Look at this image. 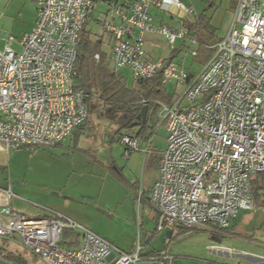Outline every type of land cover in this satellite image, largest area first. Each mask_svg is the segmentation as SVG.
<instances>
[{
	"label": "built area",
	"instance_id": "obj_1",
	"mask_svg": "<svg viewBox=\"0 0 264 264\" xmlns=\"http://www.w3.org/2000/svg\"><path fill=\"white\" fill-rule=\"evenodd\" d=\"M36 2L35 25L20 38V51L0 50V145L6 150L54 148L88 116L84 93L74 90V62L79 33L98 0ZM103 3L107 12L98 22L111 38L110 70H129L136 82L159 76L163 86L184 85L172 104L157 103L166 144L147 198L156 213V231L228 229L240 210L253 208L251 178L264 177V0H236L227 35L208 46L212 54L198 75L173 61L150 60L143 40L149 33L169 44H197L184 27L196 19L191 7L180 0ZM152 7L164 13L177 8L185 17L177 28L155 26ZM119 143L126 157L140 147L133 135ZM14 197L10 187L0 188V239L17 243L43 264L172 263L170 254H148L139 242L122 251L61 214L28 218L11 209ZM140 199L138 193V206ZM65 232L78 239L65 238ZM211 248L234 256L229 248Z\"/></svg>",
	"mask_w": 264,
	"mask_h": 264
},
{
	"label": "rangeland",
	"instance_id": "obj_2",
	"mask_svg": "<svg viewBox=\"0 0 264 264\" xmlns=\"http://www.w3.org/2000/svg\"><path fill=\"white\" fill-rule=\"evenodd\" d=\"M25 1L27 0L20 1L16 6L10 2L6 9H2L3 12L0 11V33L9 35L8 39L0 36V50L7 47L10 42L14 51H20L18 42L28 31L35 15L33 3L28 1L32 6H25ZM180 1L193 9L195 18H200L202 34H199V38L209 46L227 35L231 27L236 0ZM4 3L7 1L5 0ZM104 10V6L101 8L98 4L95 5L87 19V28L91 31L92 40L94 35L104 37L101 50L109 55L110 48L107 42L109 36L102 34L98 23V13ZM153 11H150V15L155 22L164 21L169 27L177 28L178 20L185 17L177 8L169 10L173 18L156 16ZM143 40L146 49L152 51L154 59H166L175 50L173 62L183 66L188 74L198 75L207 62L208 51L202 49L198 43L191 46L188 40H181L175 44H169L164 37L149 33L143 35ZM193 51L197 54L195 57L192 55ZM120 73L124 75L128 86L139 88L129 70H123ZM165 88L175 99L183 94L184 85L180 84L176 87L175 83H168ZM86 105L88 116L81 132L82 147L90 146V152L99 161L108 162L115 157L117 161L121 160L120 164L137 153L136 151L126 157L123 147L114 139L119 132L121 134L126 132L119 131L118 112L98 101L95 96L88 99ZM163 133V124L160 125L158 121L153 134L154 142H162ZM50 152V148L37 147L6 150L3 145H0V188L10 186L13 194L28 201L34 202L37 197V200L47 203L44 193L42 196L32 191L38 188L49 189L47 181L53 174L51 170L53 158ZM57 168L61 169V166ZM82 172L83 175H80L79 179V196H74L76 201L71 199L68 201L69 209L74 210L75 213V217L72 218L82 227L114 244L118 249L129 252L128 250L140 241L142 245L147 243L148 248L162 249L163 252L170 254L173 258L171 264H237L241 261L264 264V205L254 204L250 211L240 210L235 223L229 229L219 232H213L211 227L205 225L185 232L177 228L173 231L168 229L156 231L149 209L144 205L137 208V203L133 204L130 191L124 185L101 173L102 176H98L96 167L92 171L88 167L83 168ZM57 175L59 176L60 173L57 172ZM98 184L103 186L102 190H98ZM53 200L55 201V198ZM5 244L10 250L22 252V248L12 242H5ZM215 245L229 248L234 256L226 251L211 248ZM238 252H243L245 256L236 257ZM27 256L32 259L31 255ZM36 264L43 263L37 260Z\"/></svg>",
	"mask_w": 264,
	"mask_h": 264
},
{
	"label": "crops",
	"instance_id": "obj_3",
	"mask_svg": "<svg viewBox=\"0 0 264 264\" xmlns=\"http://www.w3.org/2000/svg\"><path fill=\"white\" fill-rule=\"evenodd\" d=\"M4 1L5 0H0V11H2V9L3 10L6 9L8 5H10V2H12L13 6H16L17 3H19L22 0H6L7 3H4ZM28 1L33 3L35 15L26 33H29L33 30L35 21L37 18L36 0L25 1L24 2L25 6L30 5ZM117 1L121 3L125 0H117ZM97 4L101 8L102 6L105 7V10L103 12L100 11L101 13H98L99 18H100V15L105 14L107 10H106V6L103 3V0H98ZM151 10H154L153 12L155 13L156 16L162 15L168 18H173L172 17L173 15L169 13L161 12L155 7H152L150 11ZM150 11H149V14H150ZM90 14L88 15V17L90 16ZM150 16L152 18L153 24L167 25V23H165L164 21H160L159 23L155 22L153 16L152 15ZM99 18H98V21H99ZM172 28H176V27H172ZM0 36L6 39L9 38V35L6 33H0ZM94 40L100 41V43H102L104 40V37H98V35H94ZM107 42L110 48V45H111L110 36L107 38ZM18 46L20 47L19 42H18ZM7 47L12 49L10 42L7 45ZM145 51H146L147 57L152 61H159V60L167 61L168 60L167 58L166 59L165 58L164 59L162 58L154 59L152 57V51H150V49L147 50L145 47ZM109 65H110V62H109ZM110 69H111V65H110ZM122 71L123 70H121L120 72ZM120 72L118 73V75H121L124 77V75L121 74ZM121 121L123 122L125 121V119L124 120L120 119V122ZM120 124H119V127L121 126ZM84 126L85 124L82 127L75 130L68 138H66L60 144L56 145L54 148H51L50 154L53 158L52 159L53 164L51 165V170L53 174L50 177V180L47 181L49 184V189L48 188H45V189L38 188L32 191L35 193H40L41 195L42 193H44L48 202L42 203L41 201L36 199L37 197H35L34 202H31L17 194H14L16 197H14L10 202L11 209L14 212H17L21 215H24L32 219L53 218L55 217L56 214H61L74 221L72 217H75V213L73 212L74 210L69 209L70 204L68 201H70L69 199L76 201L77 199L75 197L79 196L78 195L80 192V190L78 189L79 179L83 175V172H82L83 168L88 167V169L92 171L96 167L98 169V174H99L98 176H102L100 175L101 173L107 177H111L117 183L124 185L126 189L130 191L133 204L135 202L137 203V196H138V193H140L141 199H140V204L139 206H137V208L138 207L140 208V205L141 207L143 205L146 206V208L149 209L151 218L156 225V213L147 203V198H148V195L151 191L153 184L159 178V172H158L159 159H160L161 153L163 149L165 148V144H166V130H165L164 125H163L164 135L162 138L163 139L162 142H159V141L154 142L153 135L150 137V139H147V140L139 139L140 147L137 153L131 155L125 161L123 160L121 164H120L121 160L119 159L117 161L115 157L112 158L108 162L99 161L90 152L91 151L89 149L90 146L86 145L82 147L83 135H81V132L83 131ZM135 134H136V129H134V131L130 133V135H135ZM145 150H147V152H145ZM58 166H61V169L57 168ZM57 172L60 173L59 176L57 175ZM102 187L103 186L101 184H98V188H99L98 190H102ZM54 198H55V201L53 200ZM58 199H60V201H57ZM165 229L173 231L176 228H165ZM162 231H164V229ZM139 243L142 244L140 241ZM143 246L145 248L146 253L147 252L148 253L149 252L164 253L162 249L148 248L147 243L144 244ZM133 248L134 246L132 247L131 250L129 249L128 251H132ZM237 264H252V263L241 261V262H238Z\"/></svg>",
	"mask_w": 264,
	"mask_h": 264
},
{
	"label": "trees",
	"instance_id": "obj_4",
	"mask_svg": "<svg viewBox=\"0 0 264 264\" xmlns=\"http://www.w3.org/2000/svg\"><path fill=\"white\" fill-rule=\"evenodd\" d=\"M199 20L200 18L197 17L192 23L185 21L184 27L187 30V35L195 39L202 49L208 51V59L212 54V50L208 48L209 44L199 38V34H202ZM173 51V54L169 55L167 61H173L175 50ZM95 54L99 55V60L94 59ZM74 71L76 73L74 90L84 93L85 102L92 98V96H95L98 101L103 102L106 106L118 112L121 120L125 119V121L120 122L122 124H120L119 131L125 130L126 132L124 134L119 132L118 136L114 138L119 142L122 136L130 135L134 129H136V134L133 136L138 140L150 139L159 121V107L157 103L170 105L174 101V97L161 84L159 76L147 81H138L139 88H134L126 84V79L123 76L113 73L110 70L107 53L101 50L100 41L92 40L91 31L87 28V19L79 33ZM145 105L148 106L145 120L136 123L137 116H139L141 108ZM250 184L253 205H264L263 174H255L251 178ZM177 229H180L182 232L189 230L187 228ZM64 237L78 239L77 235L69 232H65ZM5 242L11 241L0 239V256L2 259L12 264H36L38 259L35 256L23 249L22 252L10 250L7 248ZM148 254H157V252H149ZM27 255H31L32 259Z\"/></svg>",
	"mask_w": 264,
	"mask_h": 264
},
{
	"label": "water",
	"instance_id": "obj_5",
	"mask_svg": "<svg viewBox=\"0 0 264 264\" xmlns=\"http://www.w3.org/2000/svg\"><path fill=\"white\" fill-rule=\"evenodd\" d=\"M148 111V106H143L141 108V111H140V114L139 116H137V120H136V123L138 122H143L145 120V117H146V113ZM0 264H12L8 261H5L4 259H2V257L0 256Z\"/></svg>",
	"mask_w": 264,
	"mask_h": 264
}]
</instances>
